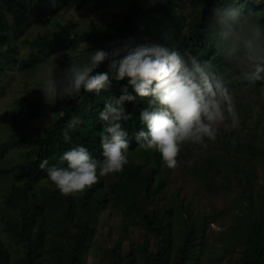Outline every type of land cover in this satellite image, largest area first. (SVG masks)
Returning <instances> with one entry per match:
<instances>
[{
	"label": "trees",
	"instance_id": "obj_1",
	"mask_svg": "<svg viewBox=\"0 0 264 264\" xmlns=\"http://www.w3.org/2000/svg\"><path fill=\"white\" fill-rule=\"evenodd\" d=\"M31 2L35 15L41 20L39 16L55 14L68 0ZM103 2L104 0L101 2L97 0L96 4L104 7ZM182 3L178 0H155L147 4L145 0H124L125 9L118 13L115 23L109 24L110 27L83 32L74 38V41L78 42L77 40L83 37L92 42V45L79 51L72 62L86 55L88 50L102 48L111 51L124 45L155 41L169 46L175 44L181 49L187 48L198 57L213 61L227 76V65L215 51L213 34L207 25L214 0H199V4L196 7L191 6L188 11ZM238 3L244 13L253 11L258 18H264V0L260 3H256L255 0H238ZM18 6L26 7L20 5L18 0H0V14L8 12L10 15H16ZM49 21L47 18L41 20L43 23ZM56 26L58 30L46 31L29 42L31 47L36 48L35 52L29 54L30 59L36 54L44 58L53 46L60 44V41L65 43L72 41H67L61 23H56ZM0 44L2 45L0 50L4 49L3 53H0L1 75L7 66L12 65L17 47L11 40L6 43L0 41ZM106 64V61L102 62L96 71H106ZM229 80L231 85L236 87L264 86V81L248 84L235 77H229ZM125 82L113 81L110 89L103 90L99 95L82 92L83 99H79V102L75 100L57 102L52 108L45 103L22 96L16 100V106L12 110L0 112V122L4 124L32 118H48L47 125L39 134L23 137L16 143L21 148L20 159L8 169L1 170L3 175L19 186L20 196H25L28 204L20 219L24 253L16 259L12 257L10 249L3 244L0 235V264H82L93 232V224L102 205L106 200L115 202L119 199L120 193L126 197L122 199L121 204L124 215L135 217L137 225L154 237L155 246L153 249L149 248V242L144 240L138 245L137 253L132 250L124 253L120 250V243H116L104 253L108 264L196 263L197 252L202 242L203 223L216 221L219 211L211 208L206 215L192 214V211L186 210L188 216L184 218L182 203H172L164 209L154 206L157 197L163 198L164 167L158 153L154 150H143L134 139L135 132L143 127L138 114L145 106L146 98H138L127 105V110L132 113V119L123 126L128 131L129 150L135 153L129 157L132 163L129 162L118 173L117 182L106 181L103 185V180H99L84 190L80 199L78 196L80 192L65 195L56 190L46 179L44 170L38 167L39 162L45 158L49 164L56 163L59 155L73 144H83L93 156L101 158L99 136L102 123L92 128L87 121L90 117L98 115L104 100L112 96L113 92L119 93L121 85ZM54 115L57 118L54 119ZM74 116L80 118V124L69 130V139L66 140L67 122ZM9 144L10 142L0 144V150ZM78 200H81L80 203ZM55 205H65L67 209L65 213L62 212L63 217L75 222V233H70L67 225L59 227L50 224L42 227L45 220H50V210L54 209ZM152 205L153 207H150ZM225 264H264V214L251 217L240 255Z\"/></svg>",
	"mask_w": 264,
	"mask_h": 264
},
{
	"label": "rangeland",
	"instance_id": "obj_2",
	"mask_svg": "<svg viewBox=\"0 0 264 264\" xmlns=\"http://www.w3.org/2000/svg\"><path fill=\"white\" fill-rule=\"evenodd\" d=\"M96 1L68 0L55 14L39 16L42 21L50 19L46 23L35 15L31 0H18L26 7L18 6L16 15L0 14V41L6 43L11 40L17 47L12 65L0 75V112L12 110L16 100L22 96L44 103L42 93L37 89L43 69L53 67L54 63L60 67L71 63L79 51L92 45L83 37L78 42L74 38L83 32L110 27L109 24L115 23L118 13L126 7L124 0H104V7ZM145 1L148 4L155 0ZM178 1L183 2L186 11L199 4V0ZM56 23L63 25L67 41H72H60L44 58L36 54L30 59L29 54L36 48L29 42L46 31L58 30ZM3 51L1 49L0 53ZM226 69L227 76L233 78L229 75L228 66ZM232 87L238 100V126L219 125L217 139L207 141L203 147L183 145L176 157L177 166L171 169L164 167L163 198L157 197L160 199L156 198L153 203L162 209L172 203H182L184 218L188 216L186 210L206 215L211 208L219 211L216 221L203 223L202 242L195 264H225L238 257L251 217L264 214V86ZM118 94L113 92V95ZM87 122L92 128L102 123L98 115L90 117ZM47 123L48 118H32L11 124L0 122V144L10 142L0 150V235L15 259L24 253L20 219L28 203L25 196H20L19 186L1 170L8 169L20 159L21 148L16 143L23 137L39 134ZM134 153L129 150L128 157ZM129 162L132 163L130 158ZM117 177L118 173H113L102 179L99 177L97 181L103 180L104 185L106 181L117 182ZM78 196L81 199L82 192ZM122 199L126 197L120 193L115 202L106 200L102 205L82 264H108L104 253L116 243H120V250L124 253L128 250L137 253L138 245L144 240L149 242V248L155 246L154 237L137 225L136 218L124 215ZM55 206L50 210V220H45L42 227L67 225L70 233H75V222L63 217L62 212L67 209L65 205Z\"/></svg>",
	"mask_w": 264,
	"mask_h": 264
},
{
	"label": "clouds",
	"instance_id": "obj_3",
	"mask_svg": "<svg viewBox=\"0 0 264 264\" xmlns=\"http://www.w3.org/2000/svg\"><path fill=\"white\" fill-rule=\"evenodd\" d=\"M207 25L231 77L248 84L264 81V18L253 11L244 13L238 0H214ZM105 61L107 70L96 71ZM122 80L126 82L119 95L106 98L98 113L101 158L85 145L73 144L56 163L49 164L47 158L39 162L46 179L60 193L83 192L99 177L119 173L129 163L128 131L123 125L132 119L127 105L138 98L146 102L138 114L143 127L134 139L143 150L158 153L162 166L169 169L177 166L183 145L203 147L217 139L219 125L235 128L239 124L238 100L229 77L213 61L175 44L145 41L111 51L88 50L66 66L45 67L37 89L52 108L57 102H79L82 92L99 95L113 81ZM79 124L76 116L67 122L66 140L69 130Z\"/></svg>",
	"mask_w": 264,
	"mask_h": 264
}]
</instances>
